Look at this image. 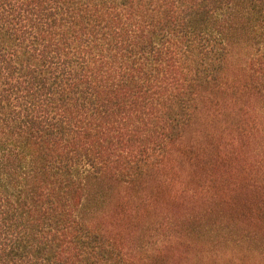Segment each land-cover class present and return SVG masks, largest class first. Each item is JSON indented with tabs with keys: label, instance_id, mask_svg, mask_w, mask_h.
Masks as SVG:
<instances>
[{
	"label": "trees",
	"instance_id": "16d2710c",
	"mask_svg": "<svg viewBox=\"0 0 264 264\" xmlns=\"http://www.w3.org/2000/svg\"><path fill=\"white\" fill-rule=\"evenodd\" d=\"M252 97L264 0H0V264H264Z\"/></svg>",
	"mask_w": 264,
	"mask_h": 264
},
{
	"label": "rangeland",
	"instance_id": "374dc122",
	"mask_svg": "<svg viewBox=\"0 0 264 264\" xmlns=\"http://www.w3.org/2000/svg\"><path fill=\"white\" fill-rule=\"evenodd\" d=\"M243 38H240L239 40H237V43H233L234 45L232 46V50L230 53V67H229V74L233 75L235 73L234 69H238L239 65L244 64L248 58V55L250 53V49H253L255 47L258 46V42L256 41L255 38H246L245 41L242 40ZM238 72V71H237ZM249 102L252 104V109L253 111L258 115V120L260 122L259 126H258V137H259V144L256 143H252V146H250V148L247 151V154H245L243 156V158H241L242 162H245V156L251 161V163H257L258 156L259 154L261 155V157H264V102L261 100V98H250ZM202 129V125L201 123H199L198 119L195 120L186 128V130L184 131L183 134V139L185 138V140L191 136L194 135L196 133H200ZM229 134L227 132H225L223 134V139H224V144L226 145L228 140H229ZM258 149V147H260V153H256L255 151V147ZM252 157H250V156ZM264 160V159H263ZM246 166L245 167H249L247 162L244 163ZM264 167V162L262 163V167ZM97 179H91L90 176L85 177L84 183H85V187H86V195L85 197H83V204L84 206H86L88 209H90V203L93 202L92 200L97 196V198H99V194L102 195L104 193V190L109 191L108 189L104 188L105 184L107 183L106 180H103V182L101 180L96 181ZM95 183H103L104 185H101L99 187V185L95 184ZM103 189V193H99L101 190ZM115 191V188L112 191ZM97 194V195H96ZM110 193L106 192V196H104L103 198H110L111 196L109 195ZM103 196V195H102ZM102 198V199H103ZM102 199H100L102 201ZM105 203V202H104ZM102 203H97V205H101ZM204 261L203 260H197V259H193L192 261H190L188 264H203Z\"/></svg>",
	"mask_w": 264,
	"mask_h": 264
}]
</instances>
